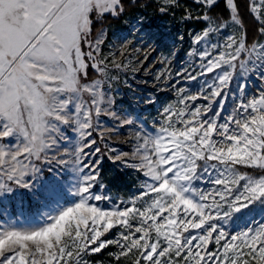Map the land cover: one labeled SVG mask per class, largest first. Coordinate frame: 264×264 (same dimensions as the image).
I'll use <instances>...</instances> for the list:
<instances>
[{"label":"snow or ice","instance_id":"6c2138e0","mask_svg":"<svg viewBox=\"0 0 264 264\" xmlns=\"http://www.w3.org/2000/svg\"><path fill=\"white\" fill-rule=\"evenodd\" d=\"M194 3L203 14L186 10L181 20L206 26L192 39V71L175 76L199 80V91L186 95L180 79L170 84L175 104L163 107L152 130L140 122L129 152L109 148L100 117L136 127L138 116L113 110L112 82L130 65L104 54L105 29L93 35L96 23L125 13L124 0H0V206L16 205L15 216L0 222V264H88L85 256L111 245L116 264H264V42L248 43L236 0H226L236 31L222 41L229 22L208 15L217 0ZM178 7L179 0H160L157 10ZM248 10L264 36V0H250ZM145 19L131 24L132 39L116 36L122 57L134 42H155ZM89 69L99 77L89 81ZM253 79L259 86L249 96ZM105 155L139 174L138 192L127 201L112 205L95 191L105 188ZM44 165L50 181L41 180ZM241 216L250 222L228 231ZM114 229L117 239H106Z\"/></svg>","mask_w":264,"mask_h":264},{"label":"rangeland","instance_id":"374dc122","mask_svg":"<svg viewBox=\"0 0 264 264\" xmlns=\"http://www.w3.org/2000/svg\"><path fill=\"white\" fill-rule=\"evenodd\" d=\"M219 1V0H217ZM135 7L129 11H125L123 15L118 18H113L114 21L106 24L105 20L95 24L93 29V35L95 36L97 29L103 28L106 30V43L102 46L103 52L107 55L109 52L114 53V58L118 61L124 60L125 63H129V70L119 73V79L112 82L113 96L116 104L113 108L117 112L118 116H123L126 112L132 117H139L136 127L130 125H121L119 120L110 116H101L100 123L101 128L106 132L105 143L109 148L116 149L117 151H131L135 141L132 139V135L135 130L143 121L148 130L153 129V122L159 120L160 112L163 107L169 104H175L177 100L176 90H173L169 85L176 83L177 79L181 80L179 87H186V95H194L199 91L200 81L186 82V77H176L175 74L182 71H192L194 57H189L188 52L193 47V36L199 33L205 26L206 22L197 21L195 19L181 20L186 14V10L191 11L193 17L202 15L203 10L200 5L194 3V0H179L180 7L170 11L167 15L160 14L158 12V5L160 0H137ZM226 3V0H225ZM240 17L246 15V23L242 21L243 29L247 31L248 43L254 41L264 42V36H261L257 30L254 35V22L259 26L258 22L249 13L250 0H236ZM227 6V5H226ZM228 9V8H227ZM208 15L212 16L218 22H229V27L223 30V34L218 36L217 39L223 40L224 36L232 34L236 31V28L231 25L230 12L226 16L220 13H212L209 10ZM144 16L145 30L151 32L155 36V42L152 40L147 41L145 44L134 42L126 50L124 57L120 54V47L122 42L116 40V36L121 33L127 34L129 39H132L131 24L135 20ZM127 21V23H126ZM250 21V23H249ZM248 28V29H247ZM251 33L249 34L248 33ZM179 36H183L184 39L180 41ZM252 40V41H250ZM203 45H201L202 47ZM87 50V49H85ZM176 52V56L173 57L172 53ZM145 56L148 59L145 60ZM162 57H168V60L162 59ZM137 69L136 72L131 69ZM198 70V69H197ZM171 73V79L166 84L164 80H157L158 75L163 74L165 77ZM112 75H116V72H112ZM194 74V73H193ZM99 74L94 70L89 69L88 80L97 79ZM127 80V83L124 81ZM259 82L254 79L250 81L248 95L252 96L256 93ZM149 97H154L155 102L148 104L145 103ZM195 103L203 104L205 101L198 100ZM233 104L231 99L227 105V110L231 111ZM159 126V125H156ZM114 131H111L113 130ZM65 133L74 138V134L71 129H64ZM93 138L98 141L97 146L102 151H107L104 148V144L99 143L98 133H93ZM63 147H67V142H62ZM54 154V153H53ZM66 158V157H65ZM44 176L41 177L42 181H50L53 179L52 174L47 172V165H44ZM101 180L105 185L104 189L97 187L95 191L97 193H103V195L110 196L112 205L118 203L121 200L127 201L138 192L139 179L138 173L131 168H126L119 162H113L105 155L101 166ZM241 172H247L250 175L261 174L259 169H249L240 167ZM198 187L201 185H197ZM205 189L209 185H202ZM24 198V193L21 191L16 194V199ZM7 203V202H6ZM27 203V201H26ZM108 202H100L101 207L112 206ZM0 207H6L8 214L0 211V222L7 223L13 216H15L16 205L14 202H8ZM35 209H31L29 216L31 217ZM41 211H46L41 209ZM257 220L260 219L259 215H256ZM246 217L241 216L238 220L231 222L226 226L230 232L241 230L245 223L250 221L245 220ZM33 223L35 221L33 220ZM118 229H114L110 234H106V239H117ZM212 250L215 249V245H210ZM118 251L116 245H111L108 248L102 250L100 253L90 254L85 256V260L88 264H116L114 257L110 256V253ZM120 264H129V261L125 258L121 259Z\"/></svg>","mask_w":264,"mask_h":264},{"label":"trees","instance_id":"16d2710c","mask_svg":"<svg viewBox=\"0 0 264 264\" xmlns=\"http://www.w3.org/2000/svg\"><path fill=\"white\" fill-rule=\"evenodd\" d=\"M124 3L126 6V11L133 9L136 5V4L135 5L132 4L131 0H124ZM210 10L212 11V13H220L223 16H226L228 14V9H227L225 0L217 1V3ZM240 18H241V21H243L244 23L247 22L246 21V15H243ZM113 21H114L113 19H111L110 17H107L105 20V23L108 24V23H111ZM249 23H250V21H249ZM258 28H259V26L254 22V33H253L254 35L256 34ZM248 33H249V31H248ZM249 34H251V33H249ZM250 41H252V40H250Z\"/></svg>","mask_w":264,"mask_h":264}]
</instances>
